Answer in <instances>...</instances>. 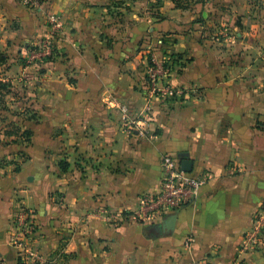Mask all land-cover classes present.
<instances>
[{
  "label": "crops",
  "instance_id": "crops-1",
  "mask_svg": "<svg viewBox=\"0 0 264 264\" xmlns=\"http://www.w3.org/2000/svg\"><path fill=\"white\" fill-rule=\"evenodd\" d=\"M179 1L0 0L12 84L4 121L31 134L29 144L0 142L4 264H21L9 243L19 206L36 214V246L66 255L61 264H235L264 201V0ZM53 16L63 21L55 58L25 68ZM149 52L188 62L172 82L189 96L155 103L156 138L131 139L108 103L142 110ZM165 154L211 175L172 229L162 227L168 217H126L158 192ZM243 258L264 264V248Z\"/></svg>",
  "mask_w": 264,
  "mask_h": 264
},
{
  "label": "built area",
  "instance_id": "built-area-1",
  "mask_svg": "<svg viewBox=\"0 0 264 264\" xmlns=\"http://www.w3.org/2000/svg\"><path fill=\"white\" fill-rule=\"evenodd\" d=\"M23 3L30 8L40 7L38 0H23ZM49 26L48 38L40 45L28 48V56L24 61L25 68L42 66V64L55 58V40L63 29V21L57 16L50 17ZM143 60L146 67L147 92L142 110L133 112L129 106L116 98L111 99L108 105L120 113V130L124 134L131 139L147 140L156 138V131L153 127L154 104L181 101L189 96L188 90L179 88L172 82L174 76L182 72L188 63L184 58L167 52L161 57L149 52ZM194 93L196 92L194 91ZM229 168L231 172L236 170L231 164ZM210 178V174L194 176L192 172L183 169V161L180 156L165 154L161 162V179L158 192L140 196L138 209L127 214L126 217L133 218L135 222L140 224H155L190 205L198 191ZM37 232L36 214L23 206H19L13 215V230L9 237V243L18 250L20 263L61 264L64 262L66 255L63 253L47 255L39 250L35 244ZM192 241L193 237L189 236L187 244ZM263 248L264 201L253 216L249 231L244 235L235 264H250L243 257L251 252H260ZM0 264H4L1 257Z\"/></svg>",
  "mask_w": 264,
  "mask_h": 264
},
{
  "label": "trees",
  "instance_id": "trees-1",
  "mask_svg": "<svg viewBox=\"0 0 264 264\" xmlns=\"http://www.w3.org/2000/svg\"><path fill=\"white\" fill-rule=\"evenodd\" d=\"M176 1V4L178 6H181V2L179 0ZM179 58H183L181 55H178ZM7 61V56L3 51H0V64L4 65ZM187 62V61H186ZM188 63V62H187ZM11 83L9 81H5L3 79L0 80V91H2V94L0 93V100L3 101L5 99V95L11 92ZM5 103V102H4ZM15 130L7 131L6 137H13L15 142H21V143H30L31 141V134L28 132H22L17 128H13ZM18 135V136H16ZM26 160V157L21 155L19 157V161H14L16 165V170L18 171L21 168V163Z\"/></svg>",
  "mask_w": 264,
  "mask_h": 264
},
{
  "label": "rangeland",
  "instance_id": "rangeland-1",
  "mask_svg": "<svg viewBox=\"0 0 264 264\" xmlns=\"http://www.w3.org/2000/svg\"><path fill=\"white\" fill-rule=\"evenodd\" d=\"M0 51H3L2 46H0ZM5 68H6V66L0 64V80L3 79L5 81H7L6 80V76H5V72H4ZM11 90H12V87H11ZM0 93L2 94V91H0ZM8 94L5 95V93H4V97L8 96ZM11 97H13V96H11ZM4 102H5V99L3 101L0 100V137H1L0 138V142L3 139H8V137H6V132L7 131L15 130V129H13V127H8L5 124L4 117L8 116V110H7L8 108L5 106ZM16 136H18V135H16ZM0 165H2V164H0Z\"/></svg>",
  "mask_w": 264,
  "mask_h": 264
},
{
  "label": "water",
  "instance_id": "water-1",
  "mask_svg": "<svg viewBox=\"0 0 264 264\" xmlns=\"http://www.w3.org/2000/svg\"><path fill=\"white\" fill-rule=\"evenodd\" d=\"M180 157H181V158H185L186 155H185V154H182ZM182 161H183V160H182ZM183 169H184L185 171H187V172H191V170L188 169V168L185 166L184 161H183ZM177 217H178V213H176V214H174V215L168 217V218L164 221V224H163L162 227L165 228V229H169V228L172 229L174 223L176 222Z\"/></svg>",
  "mask_w": 264,
  "mask_h": 264
}]
</instances>
